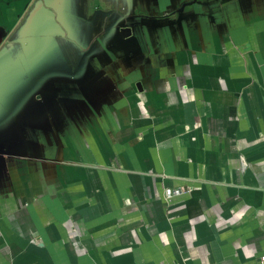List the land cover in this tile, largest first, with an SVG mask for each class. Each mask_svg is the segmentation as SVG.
I'll list each match as a JSON object with an SVG mask.
<instances>
[{"label": "crops", "instance_id": "crops-1", "mask_svg": "<svg viewBox=\"0 0 264 264\" xmlns=\"http://www.w3.org/2000/svg\"><path fill=\"white\" fill-rule=\"evenodd\" d=\"M0 264H264V0H0Z\"/></svg>", "mask_w": 264, "mask_h": 264}, {"label": "built area", "instance_id": "built-area-1", "mask_svg": "<svg viewBox=\"0 0 264 264\" xmlns=\"http://www.w3.org/2000/svg\"><path fill=\"white\" fill-rule=\"evenodd\" d=\"M182 192H183L182 189H180V190H170V191L165 192V197H166V198H169V197H171V196H174V195L180 194V193H182Z\"/></svg>", "mask_w": 264, "mask_h": 264}]
</instances>
